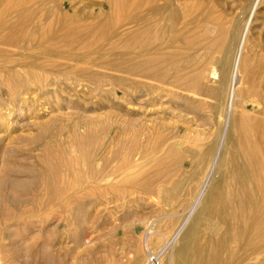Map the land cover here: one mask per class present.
I'll use <instances>...</instances> for the list:
<instances>
[{"label":"rangeland","instance_id":"374dc122","mask_svg":"<svg viewBox=\"0 0 264 264\" xmlns=\"http://www.w3.org/2000/svg\"><path fill=\"white\" fill-rule=\"evenodd\" d=\"M10 1L12 2L9 0L5 5L0 0V11L3 10L0 22H4L3 25L0 24V53L4 56L0 54V66H8L7 71L0 68V72H3L0 76L5 74L0 77V242L3 247L0 252V264H173L178 239L195 212L193 210L186 214L197 193V182L192 175L194 166L198 160H204L203 168L208 167L213 159L219 158L232 117L240 108L237 107L236 99H231L227 105H223L214 96L196 94L174 84L173 86L171 80L162 81L137 69V62L128 56L133 51H127L129 42L124 35L128 31L136 32L142 24L133 22L134 25L129 19L142 12L145 17L152 16L154 21L153 29L140 37L144 42L139 38L135 49L137 52L145 47L144 53L152 54L162 48L163 44L165 47L174 40L184 49L181 56H178L183 63L188 57L203 56L207 52L214 53L212 55L218 59L225 56L233 59L244 46L247 51L245 52L252 61L254 60L253 81L264 84V1L205 0V4L204 0H189L196 1L197 5L190 2V7L195 8V11L189 8V11L185 12L181 5L182 0H175L174 3L182 6L179 7L181 10L178 9L180 13L176 14L174 9L177 7L171 6L156 14L158 16L153 14L150 7L141 12L130 8V0H117V3L120 2V12L115 15L113 12L109 13L110 0H55V3H51L54 0H13V5ZM160 1L157 3L161 6L167 7L170 4V0H165V3L164 0ZM69 2L76 4H73L74 8L76 6L75 10ZM122 2L126 5H121ZM202 3L207 8L215 7V14L221 16L225 25L228 24L224 54L212 47H195L192 42L187 43L188 39L182 35L187 29H199L202 35L208 25L211 28L214 25L216 29H212L218 34L219 26L215 23L209 24V20L205 18V9L198 7ZM4 5L9 8H4ZM79 5L82 7L77 9ZM125 7L126 12H123ZM49 8L57 10L52 11ZM248 9H251V12H247ZM31 10H34L33 13ZM30 11L32 15L29 14ZM221 12L226 13V17ZM21 13L24 16H21ZM8 14L11 15L7 16ZM98 14H103V17ZM119 14L123 16L120 17ZM250 14L252 21L248 22ZM63 15H66V18ZM75 15L82 16L76 17L80 22L69 18ZM89 15H92L93 21L95 17L98 18L94 21H98L96 26L93 22L89 27L86 25L88 20L90 21ZM10 17L14 18L13 21ZM33 18H36L35 21ZM229 19L230 23L226 21ZM70 20H74V24L69 23ZM118 21H121L119 26ZM44 22L48 31L50 26L52 31L45 32L47 29H44ZM112 22L116 24L114 28H111ZM63 23L64 28L60 29ZM13 25L17 27L14 28ZM87 27L94 29L95 34ZM22 28H26L23 29L24 35ZM84 28L86 34L83 30L80 31ZM8 31L12 32L13 36ZM2 32H7L8 35H2ZM68 32L71 34L68 35ZM46 33L47 35H44ZM55 33L61 36L56 38ZM99 35L103 38L108 36L102 40ZM22 36L24 37L21 38ZM21 39H24V43ZM59 39H62L63 44ZM247 41L250 45L245 43ZM51 42L56 51L51 49ZM116 42H119L118 45ZM54 44L57 46L54 47ZM62 45L64 47H61ZM46 47L50 51L47 52ZM24 50H28V53ZM29 51H32V55ZM73 53H76V57ZM80 53L85 56H77ZM68 54L72 55L71 58L74 56L75 59H80L76 61L79 67ZM53 55L61 57L52 60ZM126 55L130 58H126ZM33 58L36 60L33 65L39 64L40 67L30 65L28 68L29 65H25L26 61L31 64ZM66 59L70 62L73 60L75 64L71 62L73 66L70 67ZM5 61L9 63L5 65ZM59 61L62 62L59 64ZM85 65L90 67L87 66L84 70ZM213 65L221 78V64L216 61ZM14 70L18 77L10 75ZM24 94L29 98L26 103L23 100L26 97ZM215 143V157L205 155L207 149ZM167 164L170 173L163 174ZM174 181H184L179 191L173 189ZM169 192L174 193L172 198ZM183 221L186 223L181 227ZM209 238L208 230H204L199 238V246L207 244ZM171 239L173 241L170 243ZM234 246L231 245L233 251ZM234 253L232 263L240 264L237 252ZM223 258L226 259V256Z\"/></svg>","mask_w":264,"mask_h":264},{"label":"bare ground","instance_id":"6f19581e","mask_svg":"<svg viewBox=\"0 0 264 264\" xmlns=\"http://www.w3.org/2000/svg\"><path fill=\"white\" fill-rule=\"evenodd\" d=\"M9 0H2V2L7 5ZM15 1V0H14ZM18 1V0H16ZM21 1V0H20ZM33 1V0H32ZM37 1V0H36ZM34 1V3L36 2ZM52 1V0H51ZM50 1V2H51ZM62 1V0H61ZM75 1V0H74ZM120 1V0H119ZM160 1V0H158ZM157 0H130V8H133L134 10L137 9L141 12V10L146 9V7H150L149 9L152 10L153 14L156 15L158 13H161L162 10H166L171 6H175L176 9H174L175 13L177 14L178 12L180 13L181 8H179L181 5L183 6V9L185 10V12L189 11V8H192V6L190 7V2H196V1H189V0H182V4L179 5L178 3H174L175 0H173V2H171L172 0H170V4L169 6H161L159 5ZM221 1V0H219ZM226 1V0H225ZM223 1V2H225ZM241 2H243L242 0H240ZM247 1V0H245ZM244 1V3H246ZM249 1V0H248ZM264 1V0H262ZM261 1V2H262ZM11 2V1H10ZM13 2V0H12ZM11 2V4L13 5V3ZM29 3V1H27ZM121 2V1H120ZM119 2V3H120ZM158 2V3H157ZM198 2V0H197ZM196 2V3H197ZM202 2V1H201ZM200 2V3H201ZM210 2V0L208 1ZM211 2H214L211 1ZM237 2V1H236ZM1 3V4H3ZM18 3V2H17ZM51 3H55L51 2ZM57 3V2H56ZM71 2H69L70 4ZM117 3V0H110L109 1V9L111 10L109 13H114V15L118 12H120V4ZM165 3V0H164ZM162 3V4H164ZM169 3V2H168ZM193 3V4H194ZM195 3V4H196ZM203 3H205V0L203 1ZM202 3V4H203ZM207 3V2H206ZM205 3V4H206ZM243 3V4H244ZM255 3V1H254ZM264 3V2H263ZM10 4V5H11ZM25 4V2H24ZM44 4V2H43ZM72 7L73 4L75 3H71ZM161 4V1H160ZM199 4L198 7L199 8H203L205 9V18L206 20H209V24H213L215 23V25L219 26V32L218 34H215V30H213L212 28L214 27V25H212L213 27L211 28V26H206V29H204L202 31V35L200 34L201 31L199 29L196 30H190L187 29L185 30L184 36H186V39H188V42H192L194 44V46L198 47L200 45H203V47L207 46L208 49H210L211 47L213 49H215L216 51L219 52H224V42L228 37V32H227V27L226 25H228L226 23L223 22L222 18H220L221 16H218L217 13L215 14V12L213 11L215 9L212 8H207L206 5H202ZM209 4V3H208ZM242 4V5H243ZM4 8H9V6H6ZM11 5V6H12ZM20 5V3H19ZM23 3L21 4V7ZM27 5V4H26ZM24 5V6H26ZM46 4H44L45 6ZM54 5V4H53ZM56 5V4H55ZM76 5V4H75ZM78 5V4H77ZM123 5V2L122 4ZM126 5V3H125ZM123 5V6H125ZM192 5V4H191ZM197 5V4H196ZM195 5V7H196ZM213 5V4H212ZM216 5V4H215ZM250 5V3H249ZM16 6V5H15ZM14 6V7H15ZM18 6V4H17ZM33 6V4H32ZM31 6V8H32ZM58 6V5H57ZM81 5H79L77 7V9L80 7ZM181 6V7H182ZM211 6V5H210ZM20 7V6H18ZM20 7V8H21ZM38 7V6H36ZM82 7V6H81ZM122 7V6H121ZM194 7V5H193ZM219 7V6H218ZM236 7V6H235ZM239 7V6H238ZM248 7V6H247ZM246 7V8H247ZM251 6H249L248 8H250ZM13 8V7H11ZM58 8V7H57ZM54 9V10H57ZM74 8V7H73ZM76 8V6H75ZM74 8V10H75ZM253 8V7H251ZM1 9V8H0ZM23 9V8H22ZM40 9V8H39ZM52 10V8H49ZM48 9V11H49ZM64 9V8H63ZM66 9V8H65ZM76 9V10H77ZM123 9V8H122ZM127 9L126 7L124 8L123 12H126ZM179 9V10H178ZM193 9V8H192ZM191 9V10H192ZM202 9V10H203ZM218 9V8H217ZM225 9V8H224ZM229 9V8H228ZM243 9V8H241ZM46 11V9H43ZM52 10V11H54ZM131 10V9H130ZM178 10V11H177ZM201 10V9H200ZM216 10V9H215ZM236 10V9H235ZM239 10V9H238ZM237 10V11H238ZM251 10V9H250ZM249 9L246 10L247 12L250 11ZM3 11V10H2ZM2 11H0V17L3 16ZM12 11V10H11ZM20 11V10H19ZM32 11V10H31ZM31 11L29 14H31ZM34 11V10H33ZM32 11V13H33ZM47 11V12H48ZM68 11V10H67ZM66 11V12H67ZM73 11V9H72ZM87 11V10H85ZM193 12L195 11V8L192 10ZM197 11V8H196ZM221 11V10H220ZM228 11V10H227ZM231 11V10H229ZM15 12V11H14ZM23 12V11H22ZM26 12V11H25ZM41 12H43L41 10ZM69 12V11H68ZM75 13H77L76 11H74ZM79 12V11H78ZM122 12V13H123ZM137 12V11H136ZM148 12V11H147ZM146 12V13H147ZM184 12V14H186ZM219 12V11H218ZM246 12V13H247ZM251 12V11H250ZM249 12V13H250ZM255 12V10H254ZM19 13V12H18ZM36 13V12H35ZM39 13V11H38ZM53 13V12H51ZM57 13V12H56ZM54 12V14H56ZM88 13V12H87ZM106 13V12H105ZM130 12H128L129 14ZM134 14V11L132 12ZM142 13V12H141ZM141 13H135L136 15H131L133 17H131V19H129V22H141L142 27L140 29H138L136 32H132V31H128L125 33L124 36L127 37L128 39V46H127V41H125L126 46H127V51L132 50L133 52L131 53V55L129 54L128 56H131V58L133 59V61L137 62V69L148 73V74H152L155 77H158V79H161L162 81H167V80H171L172 85H176L178 87H182L188 91H192L195 92L196 94H204V95H211L214 96L220 103H223V105L228 102L231 101V99H236L238 100L237 103V107H239L240 111L235 114L232 117L231 120V125H229V129H228V134H227V138H226V142L225 145L223 147V150L221 151V154L219 155V158L217 160L215 159H211L212 162L208 167H204L203 168V162L204 160H198L197 164L194 166L192 175L194 176L196 182H197V193L192 201V203L190 204V206L187 208V213L192 212L193 210L195 211L193 216L190 218V220L188 221V224H186V227L184 228L183 232L181 233L179 239H178V246L176 248V252L174 254L173 257V264H233L232 263V259L235 258V253L237 252V258L238 261L240 262V264H264V84H257L253 81V69H252V58L249 57V55L246 53L247 51L244 49V46L242 47L241 51L238 50V52L236 53V55L233 57V59L228 58L227 56H225L224 58H215L212 54H209L208 52L203 55V56H192V57H188V59L185 60V62L181 63L182 61H180V59L178 58V56L183 52V48L180 47V43L177 45L176 41L172 40L170 45H166L164 47L165 44H163L162 48L160 47L159 49H157L154 53L152 54H145L144 53V45H142L144 48L140 49L139 52H137L135 49L137 48V44L138 41L141 39L140 37L145 33H147L154 25V21L153 18H151L152 16L149 17H145L144 15H142ZM199 13V12H198ZM201 13V11H200ZM199 13V14H200ZM222 13V12H221ZM244 13V11L242 12ZM5 14V12H4ZM44 14V12H43ZM41 14V15H43ZM63 14H67V13H63ZM79 14V13H77ZM84 14V13H83ZM82 14V15H83ZM131 14V13H130ZM145 14V12H144ZM166 14V12H165ZM169 14V12H168ZM220 14V13H219ZM223 14V13H222ZM221 14V15H222ZM11 15V14H10ZM9 14L7 16H10ZM14 15V14H13ZM23 14L21 13V16ZM32 15V14H31ZM34 15V14H33ZM38 15V14H36ZM40 15V14H39ZM72 15V13H71ZM97 16V14H95ZM100 16H102L103 14H98ZM109 15V14H108ZM122 14H119L118 16L121 17ZM127 15V14H126ZM146 15V14H145ZM187 15V14H186ZM185 15V16H186ZM191 15V14H190ZM195 15V14H194ZM193 15V16H194ZM217 15V16H216ZM225 15L226 17V13L223 14V16ZM228 15V14H227ZM249 15V14H248ZM254 15V13H253ZM19 16V15H18ZM16 16V17H18ZM19 16V17H21ZM24 16V15H23ZM47 16V15H46ZM51 16V14H50ZM66 18V15H63ZM68 16V14H67ZM70 16V15H69ZM78 15L69 17V18H75V21H79L80 19L78 18H82V16H78V18H76ZM92 16V15H91ZM91 16L89 15V19L91 21ZM123 16V15H122ZM158 16V15H156ZM162 16V15H161ZM164 16V15H163ZM184 16V17H185ZM189 16V15H188ZM191 16V17H193ZM14 17V16H12ZM29 18V15L27 16ZM61 17V16H60ZM98 17V16H97ZM95 17V20H98V18ZM103 17V16H102ZM107 17V16H106ZM115 17V16H114ZM129 17V16H128ZM170 17V16H169ZM232 17V16H231ZM252 14H250L249 18H248V22L249 20H251ZM4 18V17H3ZM2 18V20H3ZM11 18V17H10ZM8 18V19H10ZM15 18V17H14ZM14 18H11V20L13 21ZM37 18H39L37 16ZM88 18V17H87ZM97 18V19H96ZM101 18V17H100ZM109 18V17H108ZM113 19V17H110ZM117 18V15H116ZM130 18V17H129ZM156 18V17H155ZM158 18V17H157ZM156 18V19H157ZM181 18V17H180ZM189 18V17H188ZM186 18V21L187 19ZM36 19V18H35ZM35 19L33 18V21H35ZM53 19V18H52ZM78 19V20H77ZM86 19V18H85ZM155 19V20H156ZM161 19V18H160ZM174 19V17H173ZM225 19V18H224ZM239 19V18H238ZM256 19V18H255ZM254 19V20H255ZM261 19V18H260ZM27 20V19H26ZM32 21V19H30ZM47 20V19H46ZM49 20V19H48ZM54 20V19H53ZM56 20V19H55ZM54 20V21H55ZM59 20V19H57ZM62 20V19H61ZM68 20V19H67ZM66 20V21H67ZM82 20V19H81ZM88 20V19H86ZM94 20V21H95ZM105 20V19H104ZM118 20V19H117ZM120 20V19H119ZM125 20V19H123ZM169 20V19H168ZM191 20V19H190ZM195 20V19H193ZM202 20V19H201ZM199 20V21H201ZM262 20V19H261ZM9 21V20H8ZM22 21V20H21ZM42 21V20H41ZM40 18H39V22ZM63 21V20H62ZM88 20L87 24L83 23V25H90V23H94L93 19L90 22ZM163 21V20H162ZM161 21V22H162ZM170 21H174V20H170ZM229 21L228 23H230V19L226 20ZM240 21H242L240 19ZM247 21V20H246ZM252 21V20H251ZM250 21V22H251ZM10 22V21H9ZM15 22L16 19H15ZM13 22V23H15ZM27 22V21H26ZM46 22V21H45ZM44 22V23H45ZM49 21H47L48 23ZM59 21H57L58 23ZM65 22V20H64ZM71 22V20L69 21V23ZM74 22V20H73ZM71 22V23H73ZM98 22V21H96ZM96 22L94 23L96 26ZM102 22V21H101ZM121 22V21H120ZM118 21V25L119 26L120 23ZM157 22V21H156ZM175 22V21H174ZM177 22V21H176ZM175 22V23H176ZM188 22V21H187ZM196 22V21H195ZM245 22V21H244ZM263 22V21H262ZM30 23V22H29ZM28 23V24H29ZM33 23V22H32ZM36 23L37 20H36ZM43 23V24H44ZM61 23V22H60ZM78 23V22H77ZM107 23V22H106ZM111 23V22H110ZM158 23V22H157ZM197 23V22H196ZM199 23V22H198ZM203 23V22H202ZM206 23V24H208ZM252 23V22H251ZM0 24H2V22H0ZM4 24V22H3ZM2 24V25H3ZM9 24V23H8ZM12 22L10 23L11 26ZM17 24V23H16ZM50 24V23H49ZM74 24V23H73ZM100 23H98L97 25H99ZM108 24V23H107ZM113 24V22H112ZM111 24V25H112ZM134 24V23H133ZM163 24V23H162ZM201 24V23H200ZM245 24H247L245 22ZM34 25V24H33ZM47 24L45 23V28L42 27V30L47 29L45 32H50L52 31V28L50 26V31H48V28H46ZM65 23H63V26L60 29L64 28ZM72 25V24H71ZM82 25V26H83ZM93 25V24H92ZM91 25V26H92ZM114 25H116L115 23L113 24V26L111 28H114ZM123 25V24H122ZM121 25V26H122ZM135 25V24H134ZM169 25V23H168ZM184 25V22H183ZM193 25V24H192ZM197 25V24H196ZM195 25V26H196ZM205 25V23H204ZM232 25V24H231ZM9 26V25H8ZM27 26V25H26ZM35 26V25H34ZM56 26V25H55ZM67 26V25H66ZM75 26V25H74ZM74 26H71V28H74ZM108 26V25H107ZM105 26V27H107ZM137 26V25H136ZM159 26V25H158ZM171 26V25H169ZM174 26V25H173ZM180 26V25H179ZM200 26V25H199ZM230 26V25H229ZM235 26V24H234ZM233 26V27H234ZM245 26V25H244ZM14 27V25H13ZM16 28V27H14ZM41 27V26H40ZM54 27V26H52ZM70 27V26H68ZM87 27V29H89ZM93 27V26H92ZM123 27V26H122ZM126 27V26H124ZM130 27V26H129ZM128 27V28H129ZM161 27V26H160ZM181 27V26H180ZM232 27V26H231ZM241 27V25H240ZM260 27V26H259ZM6 28V27H5ZM21 28V27H20ZM29 28V27H28ZM44 28V29H43ZM59 28V27H58ZM80 28V27H78ZM77 28V29H78ZM83 28V27H82ZM97 28V27H96ZM100 28V27H99ZM138 28V27H136ZM179 28V27H178ZM177 28V29H178ZM198 28V27H197ZM201 28V27H200ZM215 28V27H214ZM250 28V27H249ZM8 29V28H7ZM11 29V28H10ZM23 29L26 28H22ZM40 29V28H39ZM38 29V32L40 31ZM123 29V28H122ZM126 29V28H125ZM132 29V27L130 28ZM153 29V28H152ZM157 29V28H156ZM160 29V28H159ZM173 29V28H172ZM216 29V28H215ZM246 29V28H245ZM1 30V29H0ZM15 30V29H14ZM32 30V29H30ZM29 30V31H30ZM83 30L82 32L85 33V28L84 29H80V31ZM90 31H93L94 29H89ZM87 30V31H89ZM103 30V29H102ZM118 30V29H117ZM124 30V29H123ZM155 30V29H154ZM174 30V29H173ZM184 30V29H183ZM229 30V29H228ZM232 30V29H231ZM237 30V29H235ZM2 31V30H1ZM0 31V34H1ZM5 31V30H4ZM28 31V30H27ZM35 31V29H34ZM64 31V30H63ZM78 31V30H77ZM86 31V32H87ZM113 31V30H112ZM120 31V29H119ZM125 31V30H124ZM123 31V32H124ZM127 31V30H126ZM156 31V30H155ZM164 31V29H163ZM233 31V30H232ZM9 32V31H8ZM18 32V31H17ZM67 32V31H66ZM95 34V31H93ZM98 32V31H97ZM110 32V31H109ZM122 32V33H123ZM175 32V31H174ZM237 32V31H236ZM242 32V31H241ZM7 33V32H6ZM5 33V34H6ZM12 33V32H9ZM20 33V32H19ZM25 31L22 33L24 35ZM30 33V32H29ZM33 33V31H32ZM35 33V32H34ZM43 33V32H42ZM70 32H68V35ZM73 33V31H72ZM80 33V32H79ZM83 33H81L83 35ZM88 33V32H87ZM105 33V32H104ZM107 33V32H106ZM105 33V34H106ZM119 33V32H118ZM173 33V32H172ZM178 33V32H177ZM244 33V31H243ZM4 33L2 32V35ZM4 34V35H5ZM17 34V33H16ZM15 34V36H16ZM36 34V33H35ZM34 34V36H35ZM53 34V33H52ZM57 34V33H55ZM59 34H61L59 32ZM63 34V33H62ZM67 34V33H65ZM76 34V33H75ZM86 34V33H85ZM97 34V33H96ZM121 34V33H120ZM124 34V33H123ZM148 34V33H147ZM146 34V35H147ZM238 35H240V33H237ZM248 34L249 31H248ZM8 35V33H7ZM27 35V34H26ZM30 35H32L30 33ZM44 35H47L44 34ZM50 35V34H49ZM54 35V34H53ZM67 35V36H68ZM98 35V34H97ZM96 35V37H97ZM109 35V34H108ZM106 35V37L108 36ZM145 35V36H146ZM162 35V34H160ZM164 35V34H163ZM174 35V34H173ZM177 35V34H176ZM236 35V34H235ZM243 35V34H242ZM241 35V36H242ZM13 36V33H12ZM20 36V35H19ZM56 36V35H55ZM61 35L57 34L58 38ZM65 35H63L64 37ZM66 36V37H67ZM78 36V35H77ZM80 36V34H79ZM85 36V35H84ZM83 36V37H84ZM90 36L92 37V35L90 34ZM94 36V35H93ZM100 36V35H99ZM98 36V37H99ZM151 36V35H150ZM170 36V35H169ZM180 36V35H178ZM183 36V37H184ZM201 36V37H200ZM5 37V36H4ZM24 36H22L21 38H23ZM29 37V36H28ZM26 37V38H28ZM101 37V36H100ZM99 37V38H100ZM105 37V38H106ZM118 37V36H117ZM125 37V38H126ZM153 37V36H152ZM155 37V36H154ZM163 37V36H162ZM172 37V35H171ZM234 37V36H233ZM246 37V36H245ZM3 38V36H2ZM16 38V37H15ZM24 38V39H26ZM55 38V39H56ZM61 38V37H60ZM68 38V37H67ZM85 38L87 39L88 37L85 36ZM103 38V36L101 37ZM105 38H103L102 40H104ZM119 38V37H118ZM124 38V37H123ZM140 38V39H139ZM169 38V37H168ZM175 38V37H174ZM237 38V37H236ZM247 38V37H246ZM253 38V37H252ZM5 39V38H4ZM8 39V37H7ZM14 39V37H13ZM23 39V40H24ZM52 39V38H51ZM54 39V37H53ZM64 39V38H63ZM90 39V37H89ZM93 39V37H92ZM91 39V40H92ZM167 39V38H166ZM181 39V38H180ZM178 39V40H180ZM185 39V40H186ZM240 39V36H239ZM6 40V39H5ZM10 40V39H9ZM19 40V39H18ZM22 40V39H21ZM22 40V42H23ZM49 40V39H47ZM62 41V39H59ZM88 40V39H87ZM90 40V41H91ZM114 40V39H113ZM119 40V39H118ZM117 40V41H118ZM237 40V39H236ZM247 40V39H246ZM245 40V41H246ZM249 40V39H248ZM257 40V39H256ZM8 41V40H7ZM39 41V40H38ZM51 41V40H50ZM57 41V40H55ZM54 41V42H55ZM89 41V42H90ZM95 41V40H94ZM143 40L141 39V42ZM151 41V39L149 40ZM168 41V40H167ZM182 41V40H181ZM238 41V40H237ZM251 41V40H250ZM253 41V40H252ZM12 41H10V43H12ZM18 42V41H17ZM44 42V40L42 41ZM66 42V40H65ZM68 42V41H67ZM66 42V43H67ZM93 42V40L91 41V43ZM144 42V41H143ZM152 42V41H151ZM155 42V41H154ZM166 42V41H165ZM227 42V40H226ZM233 42V41H231ZM256 42V41H255ZM24 43V42H23ZM32 43V42H31ZM34 43V42H33ZM49 42H47L48 44ZM52 43L51 42V49L53 50L54 48H52ZM56 43V42H55ZM69 43V42H68ZM114 43V42H113ZM117 43V42H116ZM119 43V42H118ZM118 43L116 45H118ZM157 43V42H156ZM159 43V42H158ZM167 43V42H166ZM186 43V44H187ZM240 43V42H239ZM245 43H248L245 42ZM21 44V43H20ZM57 44V43H56ZM61 44V43H60ZM63 44V41H62ZM70 44V43H69ZM155 44V43H154ZM228 44V43H227ZM249 44V43H248ZM261 44V43H260ZM4 45V44H3ZM12 45V44H11ZM29 45V44H28ZM27 45V46H28ZM35 45V44H34ZM41 45V44H40ZM58 46H60L59 44H57ZM54 44V47L57 46ZM89 45V44H88ZM123 45L124 42H123ZM152 45V43H151ZM159 45V44H158ZM183 45V44H182ZM229 45V44H228ZM250 45V44H249ZM6 46V45H5ZM8 46V45H7ZM10 46V45H9ZM26 46V45H25ZM24 46V48H26ZM33 46V45H32ZM121 46V45H119ZM141 46V47H142ZM192 46V45H191ZM246 46V45H245ZM264 46V45H263ZM4 49L5 47L2 46ZM15 47V46H14ZM13 47V48H14ZM36 48H38L37 46H35ZM61 47H64V45H62ZM66 47V46H65ZM151 47V46H150ZM237 47V46H236ZM241 47V46H240ZM259 47V46H258ZM257 47V48H258ZM1 48V47H0ZM9 48V47H8ZM11 48V47H10ZM9 48V49H10ZM18 48V47H17ZM20 48V47H19ZM31 48V47H30ZM30 48L28 50H30ZM48 47H46L47 52L50 51L47 49ZM57 48V47H56ZM103 48V47H102ZM124 48V47H123ZM139 48V47H138ZM155 48V46H154ZM248 48V47H247ZM251 48V47H250ZM256 48V49H257ZM263 48V47H262ZM2 49V48H1ZM0 49V51H1ZM12 49V48H11ZM15 49V48H14ZM58 49V48H57ZM65 49V48H61ZM100 49V48H99ZM121 49V48H119ZM153 49V47H152ZM191 49V48H190ZM206 49V48H205ZM259 49V48H258ZM8 50V49H7ZM16 50V49H15ZM26 50V49H25ZM24 50V51H25ZM27 50V51H28ZM41 50V49H40ZM56 51V49H54ZM59 50V49H58ZM90 50V49H89ZM115 50V49H114ZM193 50V49H192ZM202 50V47H201ZM212 50V49H211ZM210 50V51H211ZM244 50V51H243ZM252 50V49H251ZM6 51V50H5ZM10 51V50H9ZM25 51V52H27ZM36 51V50H35ZM88 51V49L86 50ZM94 50V54H95ZM152 51V50H149ZM203 51H205L203 49ZM208 51V50H206ZM246 51V52H245ZM30 52V51H29ZM32 52V51H31ZM30 52V54H31ZM38 52V51H37ZM42 52V51H41ZM40 52V53H41ZM103 52V51H100ZM123 52V51H122ZM126 52V51H125ZM124 52V53H125ZM148 52V51H147ZM261 52V51H259ZM263 52V51H262ZM3 53V52H2ZM10 53V52H8ZM28 53V52H27ZM64 53V52H63ZM79 53V52H78ZM188 53V52H187ZM218 53V52H217ZM254 53V52H253ZM1 54V53H0ZM6 54V53H4ZM36 54V53H35ZM60 54V52H59ZM62 54V53H61ZM74 54V53H73ZM76 54V53H75ZM74 54V55H75ZM88 54V52L86 53ZM219 54V53H218ZM2 57L3 54H1ZM16 55V54H15ZM13 55V57L15 56ZM32 55V54H31ZM39 54H37L38 56ZM48 55V53H47ZM50 55V54H49ZM52 55V54H51ZM50 55V56H51ZM70 55V54H68ZM81 53L77 56H80ZM84 53H82L81 57L83 58ZM89 55V54H88ZM99 55V54H98ZM101 55V54H100ZM121 55V54H120ZM221 55V54H220ZM230 54L228 53V56ZM256 55V54H255ZM254 55V56H255ZM258 55V54H257ZM17 56V55H16ZM44 56H46L44 54ZM61 57V55H59ZM85 56V55H84ZM113 56V55H112ZM111 56V57H112ZM126 55V58H130ZM181 56V55H180ZM219 56V55H218ZM260 56V55H259ZM1 57V56H0ZM12 57V56H11ZM21 57V56H20ZM55 57H58L57 55H55ZM53 55L52 60H56ZM60 57H58L60 59ZM72 57V55H70V58ZM76 57V55H75ZM114 57V56H113ZM116 57V56H115ZM114 57V58H115ZM125 57V55H124ZM28 58V57H27ZM46 58V57H45ZM50 58V57H49ZM63 58V57H62ZM66 57H64L65 59ZM68 58V56H67ZM74 58V56H73ZM71 58V59H73ZM95 58V57H94ZM99 58V57H98ZM2 59V58H1ZM8 59V58H5ZM12 59V58H11ZM14 59V58H13ZM18 59V58H17ZM70 59V60H71ZM85 59V58H84ZM88 59V58H86ZM101 59V58H100ZM124 60V58H122ZM3 60V59H2ZM20 63L22 62L21 59ZM51 58L50 61L52 62ZM77 60H80L78 58H74V61L76 63ZM82 60V59H81ZM114 60V59H113ZM117 60V59H116ZM257 60V59H256ZM259 60V59H258ZM11 61V60H10ZM13 61V60H12ZM18 61V60H17ZM66 61H69V59ZM96 61V59L94 60V62ZM132 60L130 59V62ZM217 61V63L221 64V71L223 74L221 75V78H219L218 75V70H216V67L213 65L215 64ZM6 62V61H5ZM4 62V63H5ZM36 60H34V58L31 60V64H28V62L26 61L27 64H25L26 66L29 65L28 68H30V65L32 66L33 64H35ZM40 62V61H39ZM44 62V61H42ZM62 61H59V64ZM65 62V61H64ZM73 62V60L71 61ZM70 63V67L73 66V63ZM85 63L87 61H84ZM82 62V63H84ZM92 62V61H91ZM115 62V61H114ZM9 62H6L5 65H7ZM14 63V62H13ZM30 63V61H29ZM38 63V61H37ZM41 63V62H40ZM58 63V60H57ZM68 63V62H67ZM68 63V64H69ZM74 63V64H75ZM81 63V64H82ZM88 63V62H87ZM86 63V64H87ZM264 63V62H263ZM1 64H3V62H1ZM23 64V62H22ZM58 64V65H59ZM62 64V63H61ZM90 64V62L88 63ZM115 64V63H114ZM124 64V63H123ZM120 64V65H123ZM136 64V63H135ZM4 65V64H3ZM14 65V64H13ZM24 65V64H23ZM22 65V66H23ZM24 65V66H25ZM37 65H33V67L38 66ZM72 65V66H71ZM83 65V64H82ZM81 65V68H82ZM258 65V64H257ZM12 66V63H11ZM16 66H20V64H16ZM15 66V67H16ZM25 66V67H26ZM41 66V65H40ZM38 66V67H40ZM65 66V65H63ZM76 66L77 63H76ZM76 66H74L76 68ZM90 67L89 65H85L83 67H85L84 70H86V68ZM260 66V64H259ZM8 66H6L7 68ZM17 67V68H18ZM24 67V69L26 70V68ZM43 67V66H42ZM52 67V66H51ZM79 67V66H78ZM92 67V66H91ZM94 67V65H93ZM121 67V66H119ZM258 67V66H257ZM1 68V66H0ZM5 68V67H2ZM1 68V69H2ZM3 69L6 70L7 69ZM16 68V69H17ZM80 68V69H81ZM220 68V67H219ZM0 69V71H1ZM10 69V68H9ZM21 69L23 70V68L21 67ZM32 69V68H31ZM78 69V68H77ZM12 70V69H11ZM29 70V69H28ZM114 70V69H113ZM133 70V69H132ZM255 70V69H254ZM5 71V72H6ZM50 71V70H49ZM115 71V70H114ZM124 71V70H122ZM128 71V70H127ZM135 70H133L134 72ZM20 72V71H19ZM28 72V71H27ZM64 72V71H61ZM120 72V71H119ZM138 72V71H137ZM3 73V72H0ZM8 73V72H7ZM49 73V72H48ZM55 73V72H54ZM60 73V72H58ZM71 73V72H70ZM126 73V72H125ZM23 74V72H22ZM26 74V73H25ZM143 74V73H142ZM263 74V73H262ZM1 75V74H0ZM5 75V74H4ZM4 75L2 74V76L4 77ZM9 75V74H8ZM13 76L18 77V74L15 73V70L13 72V74H10ZM47 75V74H46ZM50 75V74H49ZM58 75V74H57ZM116 75H120V74H116ZM261 75V74H260ZM0 76V77H2ZM12 76V77H13ZM65 76V75H64ZM28 77V76H27ZM74 77V76H73ZM261 78V77H260ZM30 79V77H29ZM156 79V78H155ZM217 79H220L217 81ZM8 80V78H7ZM9 81V80H8ZM161 81V82H162ZM12 82V81H11ZM30 82V80H29ZM170 82V81H169ZM168 82V83H169ZM118 83V82H117ZM259 83V82H258ZM29 84V83H28ZM26 85V84H25ZM170 85V84H169ZM173 85V86H174ZM28 86V85H27ZM25 86V87H27ZM14 87V86H13ZM29 87V86H28ZM23 88V87H22ZM21 89V88H19ZM15 90V89H14ZM15 92V91H14ZM26 92V91H25ZM191 92V93H192ZM12 93V92H11ZM26 94V93H25ZM24 94V95H25ZM26 96V95H25ZM22 97V96H21ZM209 97V96H208ZM24 102L26 103L27 101H29V98L26 96L24 97ZM235 100V101H236ZM24 104V103H23ZM216 105L218 106V103H216ZM222 104H219V106ZM232 105V104H231ZM236 105V104H235ZM258 107V108H257ZM260 107V108H259ZM231 109V108H230ZM217 151V144H212L209 149H207L205 155H209V157L214 158L215 154ZM192 154H190L191 156ZM195 155V154H194ZM176 156V155H175ZM174 157V156H173ZM171 156V158H173ZM207 157V156H206ZM183 159V158H182ZM181 160V159H180ZM193 162V161H192ZM209 163V161H208ZM207 166V165H206ZM192 167V166H191ZM185 170V169H184ZM165 173H170V168L167 165L164 166L163 169V174ZM189 173V172H188ZM135 174V173H134ZM190 175V174H188ZM191 177V176H190ZM187 178V177H186ZM185 178V183L187 182ZM184 182V181H183ZM183 182L182 181H174L175 185L173 189H176L177 191H179L180 188L183 187ZM185 186V185H184ZM173 187V185H172ZM172 187L170 189H172ZM172 189V190H173ZM176 190L174 192H176ZM168 191V190H166ZM171 194V198L172 195H174V193L172 194V192H169ZM176 194V193H175ZM186 223V221L182 223L181 227L184 226ZM204 230H208V233L210 235L209 241L207 244L199 246V238L201 233ZM173 241V239L170 240V243ZM169 243V244H170ZM234 244L235 248L234 251L231 247V245ZM3 247L1 246V242H0V252L3 250ZM236 250V251H235ZM224 256H226V259L223 258ZM225 259V260H224Z\"/></svg>","mask_w":264,"mask_h":264}]
</instances>
